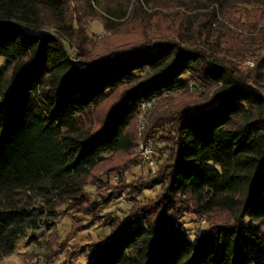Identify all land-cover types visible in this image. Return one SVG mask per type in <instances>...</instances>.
<instances>
[{
  "label": "trees",
  "instance_id": "16d2710c",
  "mask_svg": "<svg viewBox=\"0 0 264 264\" xmlns=\"http://www.w3.org/2000/svg\"><path fill=\"white\" fill-rule=\"evenodd\" d=\"M108 1L0 0V258L65 205L73 224L55 253L70 244L68 259L264 264V0L181 1L170 13L136 0L137 34L90 49L87 20ZM247 60L254 66L240 68ZM201 86L217 87L210 103H169ZM152 99L144 136L161 144L156 172L142 189H113L158 194L136 200L105 239L72 245L108 202L106 193L92 202L86 187L137 158L139 109ZM186 215L207 228L192 237Z\"/></svg>",
  "mask_w": 264,
  "mask_h": 264
},
{
  "label": "rangeland",
  "instance_id": "374dc122",
  "mask_svg": "<svg viewBox=\"0 0 264 264\" xmlns=\"http://www.w3.org/2000/svg\"><path fill=\"white\" fill-rule=\"evenodd\" d=\"M136 0H111L104 2L102 9H99V14L87 20V32L89 34L91 44L90 49L94 43H99L106 36H112L120 33L137 34L136 30L131 28L130 12ZM186 2L191 9L196 8L201 0H145V8L148 11H160L162 13H170L171 6L178 2ZM47 30L53 31L54 27L47 26ZM159 39L152 36L146 37L144 40L147 42ZM143 40V41H144ZM71 56L75 61H79V49L76 46L69 45L66 42ZM5 59L0 57V67L3 66ZM242 69L249 67L246 63L240 65ZM190 75H185L184 78H190ZM200 86V85H199ZM217 93V87L204 89L202 86L198 89L190 87L185 91H177L169 94L171 96L170 104H179L182 100L199 99L203 103H210ZM168 96V95H167ZM218 99L216 100V102ZM156 106V104L148 110L146 114V124L148 125V114ZM138 128V117H137ZM146 125V128H147ZM138 132V130H137ZM156 145V169L157 159L159 158L158 148L161 144ZM104 172V173H103ZM99 171L96 173L97 180L86 187L87 192L91 193L89 199L96 204H100L101 196L106 193L108 195V202L99 208L98 217L92 219V223L88 225L87 229L78 232L71 238V244H79L88 241H97L105 239L111 231L113 221L116 218L124 219L127 211L131 210L135 201H148L156 197L159 192L160 186L152 189H143L142 193L137 191L131 192L129 188L118 189L114 191V187L119 186L121 183L125 185L134 184L139 188H143L144 180H149V176L154 172H150L148 166L143 163V160L137 153V158L132 161L128 166L112 172ZM104 182H107L105 186ZM135 190V189H134ZM139 192V193H138ZM113 194V195H112ZM58 211L60 212L56 219H51L52 223L48 225L46 220L40 225L36 231H28L21 236L15 244L12 253L1 257L0 264H87L88 255H81L77 260L74 257L67 258V250H70V244H65L64 248L55 253L62 245V242L69 236L73 224L74 210H68L67 207L61 206ZM50 221V222H51ZM87 222V221H86ZM82 221V224H86ZM187 231L194 237V233L198 228L206 229L208 222L206 220H198L193 215H186L181 221Z\"/></svg>",
  "mask_w": 264,
  "mask_h": 264
},
{
  "label": "built area",
  "instance_id": "2783aa9c",
  "mask_svg": "<svg viewBox=\"0 0 264 264\" xmlns=\"http://www.w3.org/2000/svg\"><path fill=\"white\" fill-rule=\"evenodd\" d=\"M246 65L249 67L254 66L253 60H247ZM155 99L150 101L144 102L141 104L138 113V137H139V144L137 148V153L140 158L143 160V163L146 164L150 170V172H156V146L152 138L145 139L144 133L146 130V114L149 109H151L155 105Z\"/></svg>",
  "mask_w": 264,
  "mask_h": 264
}]
</instances>
